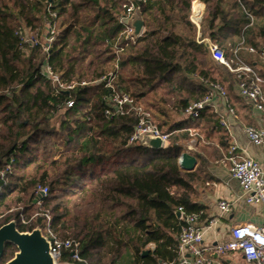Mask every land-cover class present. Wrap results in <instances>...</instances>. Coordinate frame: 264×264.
<instances>
[{
	"label": "trees",
	"instance_id": "obj_1",
	"mask_svg": "<svg viewBox=\"0 0 264 264\" xmlns=\"http://www.w3.org/2000/svg\"><path fill=\"white\" fill-rule=\"evenodd\" d=\"M203 1V35L227 58L236 46L250 45L264 59V0ZM129 2L143 17L142 33L134 40L122 36L119 20ZM191 2L0 0V167L10 162L0 188V226L14 220L19 231L37 226L43 231L44 215L25 214L28 222L23 223L19 211L3 213L21 201L18 195L34 203L35 187L47 185V195L38 199L40 212L49 215L56 236L79 242L83 259L78 262L64 250L60 261L114 264L128 248L132 264L178 257L175 234L182 220L175 212L179 206L186 212L202 210L190 191L206 163L197 153L195 169L181 168L180 142L191 138L190 129L208 135L218 127L209 105L196 118L182 111L207 93L205 81L223 86L224 78L238 81L197 41ZM48 19L57 33L46 52L22 40L20 31L33 32ZM243 61L252 65V59ZM46 63L64 84L74 86L65 90L52 83L42 72ZM109 72L115 90L140 102L170 133L166 146L127 144L138 116L135 111L105 115L112 88L100 78ZM150 243L152 249L142 254ZM16 251L5 243L0 264Z\"/></svg>",
	"mask_w": 264,
	"mask_h": 264
},
{
	"label": "built area",
	"instance_id": "obj_2",
	"mask_svg": "<svg viewBox=\"0 0 264 264\" xmlns=\"http://www.w3.org/2000/svg\"><path fill=\"white\" fill-rule=\"evenodd\" d=\"M192 16L195 12V7H192ZM136 6L129 2L125 6L124 13L119 17L120 22L123 24L124 29L122 36L125 39L134 40L137 36L133 35V28L128 23L129 18L135 12ZM54 17L55 13L51 12ZM57 33L55 22L52 19H48L42 28H37L33 31L30 38H26L22 31H20L21 38L29 45H39L44 52H46L50 46V43L54 40ZM211 57L225 65L229 70L236 73L237 92L240 96L244 97L247 101L253 104V106L264 114V94L261 91L258 83L261 80L257 76L251 66L243 61L239 57V46H236L232 50V58H227L224 50L219 45L211 40H207L206 43ZM248 52H254L253 46H246ZM263 51V48H262ZM263 54V53H261ZM42 72L48 77L52 83L58 85L60 89H71L74 83L64 84L58 73L54 72L49 64H45ZM245 73L252 74V78L248 79ZM101 80H106L105 86L112 88V92L109 96L110 106L105 109L106 116H113L114 114H125L130 111H135L138 116V121L134 125L131 134L127 139V144L144 143L145 137H158L161 140L162 147L166 146L169 142L170 133L164 132L157 125L152 118L149 110H147L140 102L134 100L131 96L125 93H119L112 85L114 74L109 72L106 76H102ZM207 93L199 100L190 102L182 111V113L188 117L196 118L200 111L207 105H210L214 96H219L225 101L228 100L227 91L225 87L219 82H208ZM82 81L81 84H85ZM70 101L68 105H71ZM230 113H234L231 106H228ZM221 124L226 126L224 120L221 119ZM244 132L248 139L255 145H264V127H254L251 125L244 126ZM190 133L192 131L190 130ZM144 145V144H143ZM193 149L191 144L186 146V151ZM231 165L229 167L230 174L238 181L241 189L245 193L246 201L249 203H258L262 207L264 213V162L259 163L253 158L232 156L229 158ZM12 161V160H11ZM10 169V162L5 163L0 167V188L4 184L5 174ZM36 202L39 203L37 196L44 197L48 193V186L38 184L35 187ZM221 210H228V202L221 200L218 202ZM177 210L180 212L179 218L182 220L181 230L178 234L179 249L181 251H188L193 258L188 260L184 256H181L176 264H219L213 263L209 259L203 257V248L200 247L202 242L203 230L202 227L197 225V221L203 215V210L186 212L182 206H179ZM46 219V231L47 235L42 234L49 241V254L54 260L55 264H59V259L64 250H69L71 257L81 262L83 259L79 255V242L72 238H59L50 230V217L48 214H43ZM20 217L23 223H27L28 220L23 216V212H20ZM231 239L218 246L219 251L223 250H237L240 251L246 261L253 264H264V224L254 225L251 223H243L233 226L230 229ZM160 264H167L162 262Z\"/></svg>",
	"mask_w": 264,
	"mask_h": 264
},
{
	"label": "crops",
	"instance_id": "obj_3",
	"mask_svg": "<svg viewBox=\"0 0 264 264\" xmlns=\"http://www.w3.org/2000/svg\"><path fill=\"white\" fill-rule=\"evenodd\" d=\"M195 5L200 7V11L195 16L190 13V19L197 27V41L206 44L207 40H211L208 36L203 35L206 29V6L203 0H192L191 10ZM246 46L250 45L239 48V57L243 60L252 59V65L247 61L245 62L261 78L262 81L258 85L264 94V59H262V54H256L255 51L248 52ZM257 69L262 74L259 75L256 72ZM245 76L248 79L252 78L250 73H245ZM223 84L227 91L228 100L225 101L219 96H214L209 105L216 114L218 127L207 130L208 135L205 132L200 133L199 130L197 132L190 129L192 131L191 138L181 141L180 144L182 145V152H185L186 146L191 144L193 149L188 150V153L195 157L197 153H200L206 162L190 191L192 202L202 206L203 210V215L197 221V225L203 230L200 244V247L203 248V257L219 264H253L246 261L240 251L228 249L219 251L217 247L231 239L230 229L233 226L243 223L264 224V213L261 205L246 201L245 193L238 181L229 172L231 165L229 158L232 156L250 157L259 163L264 162V145L253 144L243 130L246 125L264 127V114L238 94L235 82L232 83L231 80L224 78ZM228 106L233 108L234 113L229 112ZM221 119L225 121L226 126L221 124ZM207 126L209 127V125ZM210 130H212L211 133ZM197 164L198 160L195 167ZM221 200L228 202V210L219 208L218 202ZM175 237L178 238V234H175ZM152 247L153 245L150 243L144 250L152 249ZM178 250V257L174 261H170L166 257L162 262L176 264L181 256L188 260L193 258L188 251H181L179 246ZM133 260L134 254L128 248L115 260L114 264H132ZM158 260L159 263H162L160 258ZM59 264L73 263L65 259L61 260Z\"/></svg>",
	"mask_w": 264,
	"mask_h": 264
},
{
	"label": "water",
	"instance_id": "obj_4",
	"mask_svg": "<svg viewBox=\"0 0 264 264\" xmlns=\"http://www.w3.org/2000/svg\"><path fill=\"white\" fill-rule=\"evenodd\" d=\"M128 23L133 28V35L139 36L143 30V17L136 7L135 12L131 15ZM144 145L161 148L162 143L158 137H145ZM197 158L188 153L181 152L179 156L180 167L185 170H192L195 167ZM37 198H41L38 195ZM36 201V200H35ZM176 217L180 216V212L176 210ZM11 243L16 246L17 251L13 257L6 261L4 264H55L51 255L49 254V241L42 234L40 227H35L31 231H19L16 228L14 220H10L7 223L0 226V259L2 257L5 243ZM147 253V250H143L142 254Z\"/></svg>",
	"mask_w": 264,
	"mask_h": 264
},
{
	"label": "rangeland",
	"instance_id": "obj_5",
	"mask_svg": "<svg viewBox=\"0 0 264 264\" xmlns=\"http://www.w3.org/2000/svg\"><path fill=\"white\" fill-rule=\"evenodd\" d=\"M24 36L26 38H30L31 37V31L27 30V29H23L22 30ZM226 53V52H225ZM227 54V53H226ZM14 198L17 197V195H13ZM19 198H21V201L18 202L17 200L15 202H13L11 204V208L8 209L7 211L4 210V215L5 214H13L15 213L16 211H19V212H23V216L25 217V214L28 216V215H31V218L32 217H36V216H41L43 215L44 213H41L40 211H42V206H41V203H37L36 201H34V203L30 204L28 202V197L27 195H18ZM2 210V208H1ZM3 211V210H2ZM2 214V215H3ZM30 218V219H31ZM46 224V223H45ZM43 234L47 235V231H46V228L43 227ZM15 253V252H14ZM60 262V260H59Z\"/></svg>",
	"mask_w": 264,
	"mask_h": 264
}]
</instances>
